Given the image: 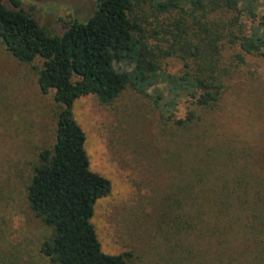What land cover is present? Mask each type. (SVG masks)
Returning a JSON list of instances; mask_svg holds the SVG:
<instances>
[{"label": "rangeland", "instance_id": "1", "mask_svg": "<svg viewBox=\"0 0 264 264\" xmlns=\"http://www.w3.org/2000/svg\"><path fill=\"white\" fill-rule=\"evenodd\" d=\"M19 1L51 35H61L71 20L85 22L96 9V0ZM2 2L10 6L9 0ZM151 2L138 4L132 14L143 28V54L168 48L172 40L165 33L175 19L187 28L183 38L203 40L206 53L210 40L220 37L210 55L223 84L218 105L191 104L185 93L190 88L178 81L198 68L188 59L186 70L185 61L171 56L158 60V78L148 91L161 96L159 108L126 88L109 104L92 95L77 99L72 117L85 135L90 171L111 184L91 219L102 252L131 253L130 264H186L179 244L165 237L164 198L190 174L196 153L227 151L223 172L253 174L264 188V55L242 53L239 40L264 36V0H238L232 10L212 9L207 0L205 13L186 0L180 2L183 12L157 13ZM41 66L39 59L17 62L0 41V264H51L40 252L51 229L33 215L26 199L40 152L55 144L60 111L54 91L42 94L37 84ZM131 67L125 60L115 63L118 72ZM189 111H195V123L171 141L176 132L164 116L183 119ZM197 138L202 145H196ZM174 140L186 147H172ZM171 254L173 260L167 259Z\"/></svg>", "mask_w": 264, "mask_h": 264}, {"label": "trees", "instance_id": "2", "mask_svg": "<svg viewBox=\"0 0 264 264\" xmlns=\"http://www.w3.org/2000/svg\"><path fill=\"white\" fill-rule=\"evenodd\" d=\"M143 1L147 0H96L95 11L85 22L71 20L61 35H51L19 0H9V7L0 0L1 43L19 63L41 60L37 84L42 94L53 90L60 106L55 144L40 152L26 193L30 211L51 229L40 248L51 264H130L131 259V253H103L91 223L94 205L109 195L111 184L89 169L85 135L72 117L77 99L92 95L109 104L130 88L159 108L161 96L148 93L158 78V60L178 56L185 61L186 70L190 69L188 59L198 68V73L186 71L178 81L190 88L185 93L191 104L204 109L220 101L223 84L215 75L210 56L220 37L210 40L206 53L203 40L183 38L187 28L181 19H175L173 30L165 33L172 40L168 48L145 55L143 28L132 16ZM181 1L152 0L151 7L157 13L183 12ZM186 1L203 13L208 8L207 0ZM210 3L212 9L232 10L238 0ZM239 40L242 53L264 55V36ZM124 60L131 64V70L118 72L115 63ZM196 119L195 111L187 112L183 119L164 116L166 125L176 132L170 134V140ZM174 145L186 147L182 140H174ZM196 145H202L200 138ZM227 156V151L196 153L190 174L164 198V234L179 244L180 259L186 264H264V188L253 174L229 176L223 172Z\"/></svg>", "mask_w": 264, "mask_h": 264}]
</instances>
